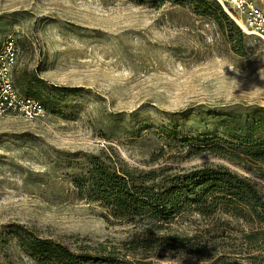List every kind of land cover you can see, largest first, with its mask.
<instances>
[{"label":"rangeland","instance_id":"rangeland-1","mask_svg":"<svg viewBox=\"0 0 264 264\" xmlns=\"http://www.w3.org/2000/svg\"><path fill=\"white\" fill-rule=\"evenodd\" d=\"M253 1L264 10V0ZM180 2L0 0V48L7 39L19 48L15 87L48 106L34 121L0 119V264L27 263L14 226L131 264L264 256V236L259 252L245 239L258 227L251 217L203 219L194 211L176 218L172 233L213 238L206 248L129 252L123 245L141 240L142 224L106 220L73 189L76 175L100 157L128 170L226 167L264 192V177L253 173L264 164L249 155L264 145V40L244 32L227 0L219 2L240 33L206 0ZM201 144L243 159L186 157Z\"/></svg>","mask_w":264,"mask_h":264},{"label":"trees","instance_id":"trees-1","mask_svg":"<svg viewBox=\"0 0 264 264\" xmlns=\"http://www.w3.org/2000/svg\"><path fill=\"white\" fill-rule=\"evenodd\" d=\"M137 5H149L159 8L165 0H127ZM215 16L227 22L232 31L240 33L238 26L223 10L218 0H206ZM176 5L182 4L174 0ZM35 80L34 82H36ZM38 84L41 82H37ZM42 102L40 94H24ZM170 135V138H172ZM181 144L188 139L179 141ZM214 155L230 161H242L240 153L231 152L223 145L214 144L189 146L186 157ZM255 162L264 164V145L254 146L250 152ZM173 168L162 166L154 170H128L111 160L100 157L90 159L89 166L77 174L73 180V189L79 200L97 204L104 209L106 220H116L142 224L144 236L141 240H132L123 245L129 252H135L142 246L145 249L206 248L213 238L202 236L190 238L172 233V224L176 218L186 212L194 211L203 219L218 216L251 217L258 227L245 236L246 241L256 252L260 251L261 238L264 236V192L258 190L249 179L234 174L226 167L196 169L191 172L179 170L172 173ZM250 171V170H249ZM264 177V170L259 168L253 172ZM17 246L27 256L26 264H131L128 259L119 260L88 252L84 249L72 250L68 246L42 236L33 229L14 226ZM163 233V234H162ZM205 239V240H204ZM11 240L1 238L3 246ZM246 262H232L225 256L209 260L207 264H264L262 254L248 255Z\"/></svg>","mask_w":264,"mask_h":264},{"label":"built area","instance_id":"built-area-1","mask_svg":"<svg viewBox=\"0 0 264 264\" xmlns=\"http://www.w3.org/2000/svg\"><path fill=\"white\" fill-rule=\"evenodd\" d=\"M227 1L235 17L246 27L244 32L264 40V10L253 0ZM18 52L19 48L12 39H7L0 48V119L9 116L25 121L44 118L47 115L45 107L39 101L22 95L15 87L13 74Z\"/></svg>","mask_w":264,"mask_h":264},{"label":"bare ground","instance_id":"bare-ground-1","mask_svg":"<svg viewBox=\"0 0 264 264\" xmlns=\"http://www.w3.org/2000/svg\"><path fill=\"white\" fill-rule=\"evenodd\" d=\"M219 1H221L222 2V0H219ZM223 3V2H222ZM225 9L227 10V8L225 7ZM228 11V10H227ZM229 12V11H228ZM231 14V13H230ZM232 15V14H231ZM233 16V15H232ZM234 17V16H233ZM235 21L238 23V25L240 26V27H242L245 31H246V27L244 26V24L240 21V20H238L236 17H235Z\"/></svg>","mask_w":264,"mask_h":264},{"label":"clouds","instance_id":"clouds-1","mask_svg":"<svg viewBox=\"0 0 264 264\" xmlns=\"http://www.w3.org/2000/svg\"><path fill=\"white\" fill-rule=\"evenodd\" d=\"M262 71H264V68H261V69L259 70V73L262 72Z\"/></svg>","mask_w":264,"mask_h":264}]
</instances>
